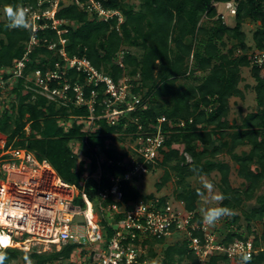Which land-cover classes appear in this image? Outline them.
Wrapping results in <instances>:
<instances>
[{
  "label": "trees",
  "instance_id": "16d2710c",
  "mask_svg": "<svg viewBox=\"0 0 264 264\" xmlns=\"http://www.w3.org/2000/svg\"><path fill=\"white\" fill-rule=\"evenodd\" d=\"M96 1L102 2L105 9L122 12L123 22L120 23L117 17L109 22L99 21L77 5L62 7L56 18L68 23L60 27L67 32L60 36L57 31L48 29L36 34L39 44L29 55L25 76L36 71L45 76L48 71L55 70L56 63L63 64L59 51L64 49L70 58L87 59L117 84L124 78H132V93L142 96V103L150 102L151 106L129 113L113 126L107 120L96 119L94 128L83 132L84 125L78 123V118L90 115L87 105L59 106L27 90L25 80L21 79L11 91L16 102L10 104L9 110L0 101V133L7 136V147L26 148L39 161H47L64 184L84 191L96 207L100 202V192L109 190L112 178L119 177L122 178L120 191L124 203L139 199L147 201L154 196L142 194L135 185L137 178L132 183L123 179L126 168L118 166V162L124 155L108 147L107 143L113 145L123 139V136H116L133 134L139 126L147 129L159 118H166L172 124L184 120L187 122L184 129L172 128L168 122L164 124L167 132L165 148L161 151L162 160L157 168H165V176L157 185V190L161 191L174 173L179 178L180 187L176 199L188 212H194L198 210L204 190L191 188L188 178L218 172L223 197L218 207L229 209L227 215L230 216L225 227L224 243L228 246L254 236L256 247L264 245V229L261 237L253 229L256 223H263L264 228V195L257 196L264 185V73L251 66L247 56L250 47L243 31L246 20L260 23L253 42L259 50L264 49V0H234L238 3L234 27L223 24L220 19L215 20L218 12L214 6L215 3L233 0H138V8L127 0ZM27 4L35 5L36 1L0 0L3 18L0 21L1 68H11L17 60L24 58L26 46L33 35L25 27H8L9 21L3 9L6 5L24 8ZM203 19L211 22L212 26L203 23ZM62 39L66 40L65 45L61 44ZM227 39L235 45L228 46ZM51 43L57 44L55 51L49 49ZM133 49L141 53L137 55L131 51ZM237 51H242L243 55H236ZM122 53V61L119 62ZM243 68H251L256 81L258 110L243 118L240 126H230L227 119L230 100L244 98L243 91L239 89ZM137 77L139 80L134 81ZM86 80V74L72 70L61 85L67 81L72 86H81L86 100L96 90L95 116L98 118L102 115L99 104L103 101L106 87L104 84L99 88L87 86ZM182 80L187 83L181 84ZM50 86L58 87V81L52 80ZM145 91L148 97L144 96ZM74 95L72 91L71 96ZM161 100L165 104L160 105L158 101ZM190 120L192 123H189ZM61 122L71 123L68 131L61 126ZM28 125L31 129L29 136L25 131ZM229 129H233L232 133H227ZM72 143L79 144L83 157L88 161H79ZM175 145L180 146L182 151L174 149ZM240 147H250V151L238 155L236 150ZM97 148L114 164L105 162L98 165ZM224 153L238 166V177L244 181L240 190L231 186V165L217 160ZM185 155L191 158L190 164ZM254 166L256 169H253ZM98 174L101 176L99 179L96 177ZM253 200L257 205L244 211L243 206ZM74 202L85 207L81 195ZM112 202L109 198L103 205L108 206ZM159 202L164 204L167 200ZM234 210L242 212L246 232L240 225L241 217ZM103 226L106 227V222ZM157 244H164V240H158ZM76 248V245H68L60 252L43 254L23 253L16 249L3 252L8 255L5 264L18 261L22 254L31 264H55L70 259ZM150 254L153 259L161 256L157 264H199L187 243L177 242L160 255L151 249ZM209 264H231V261L227 256L213 255ZM247 264H264V251Z\"/></svg>",
  "mask_w": 264,
  "mask_h": 264
},
{
  "label": "built area",
  "instance_id": "2783aa9c",
  "mask_svg": "<svg viewBox=\"0 0 264 264\" xmlns=\"http://www.w3.org/2000/svg\"><path fill=\"white\" fill-rule=\"evenodd\" d=\"M35 1V5L27 4L23 8L28 23L25 29L31 30L33 34L26 46L24 58L17 60L11 68L0 67L1 94H4L5 90H12L18 81L23 79L27 90L59 106L87 105L90 115L87 118H78V123L84 125L83 132L92 130L96 119L107 120L113 126L129 113L139 108L145 110L142 97L132 93V80L124 78L125 83L121 82L122 79L117 84L112 78L99 72L87 59L70 58L64 49L59 51L63 64L56 63L55 70L48 71L45 76L41 71L25 76L29 55L39 44L36 34L48 29L57 31L60 36L67 32L60 27L68 23L56 18L62 7L77 5L90 16H96L99 21L109 22L116 17L120 23L124 20L122 12L105 9L102 2L96 0ZM214 6L218 12L217 20L220 19L225 25L238 13V3L234 0L215 3ZM61 44L65 45L66 40L62 39ZM248 46L250 50L247 56L251 66L264 73V49L259 50L255 44ZM56 48V43L49 46L51 51ZM238 52L243 55L242 51ZM72 70L87 75V86L99 88L102 84L105 85L104 98L99 104L102 107V115L98 118L95 116L98 98L96 90L92 91L91 98L86 100L81 86H72L67 81L61 85ZM52 80H57L59 86L51 88ZM72 91L75 97L71 96ZM167 122L169 123L166 118H159L147 129L139 126L138 131L132 134L134 144L130 150L121 154L124 157L118 162V166L126 168L123 178L125 181L132 183L135 178L141 179L157 169L162 160L161 151L165 148L167 132L164 130V124ZM189 123H192V120ZM63 124L64 122L61 126ZM65 124L71 125L70 122ZM186 125L184 120L176 124L169 123L170 127L178 129H184ZM86 126L88 129H85ZM25 131L27 136L31 134L29 127ZM78 145L71 144L74 153ZM79 148L80 146L78 150ZM96 154L98 165L105 162L114 164L113 160L105 157L100 148L96 149ZM0 175L5 177L0 180V215L10 212L6 222L0 223V238L9 239V245L0 244V252L24 249L28 253L43 254L60 252L65 246L76 245L77 248L70 259L60 260L55 264H156V260L151 257V249L156 250L158 240L166 242L173 239L179 243H187L189 251L195 255L199 264H209L213 255H224L231 263L242 264L243 255L252 259L264 251V245L256 247L251 238L238 240L227 246L221 236V229L228 224V215L220 217L213 224H207L203 222L202 213L198 210L188 212L184 205L179 203L160 204L159 201L144 199L124 203L123 193L120 191V177L112 178V187L100 192L97 207L84 191H79V195L85 207L77 205L74 202L76 197L68 192L72 187H76L66 185L60 179L56 180L49 163L39 161L35 154L26 148L1 144ZM96 177L99 179L101 176L98 174ZM109 198L112 199V204L104 206L103 203ZM78 218H82L83 222H76ZM103 222H106V227Z\"/></svg>",
  "mask_w": 264,
  "mask_h": 264
},
{
  "label": "rangeland",
  "instance_id": "374dc122",
  "mask_svg": "<svg viewBox=\"0 0 264 264\" xmlns=\"http://www.w3.org/2000/svg\"><path fill=\"white\" fill-rule=\"evenodd\" d=\"M129 3L135 5L137 8L139 7V1L138 0H127ZM2 11L0 10V21L3 19L1 17ZM217 20V18L215 19ZM233 20V23H232ZM205 24H208L209 26H212L211 22H208L207 19H203L202 21ZM236 25V20L234 18H231V20L228 21V26L230 27H234ZM259 27V23L253 22L251 20H246L244 25H243V31L247 36V44L254 46V42H253V35L255 33V31L257 30V28ZM228 42V46L231 45H235V42L227 39ZM227 51V49H225ZM133 53L139 55L141 53L140 50H131ZM236 55H242L240 54L238 51L236 53ZM122 57H123V53L119 56L118 61L121 62L122 61ZM192 64V63H191ZM201 75V74H199ZM241 77L242 80L239 84V89H241L243 91L244 94V98L240 99V98H232L230 100V111H229V115H228V122L230 124V126H240L242 123L243 118H245L247 115L251 114V113H255L258 110L257 107V95L255 92V86H256V81L252 76V71L251 68H243L241 70ZM128 80H132V78L127 77ZM139 80V77L134 78V81ZM122 83H125L126 80H122ZM133 83V81H132ZM187 83L186 80H182L181 84H185ZM188 83H193V81H188ZM195 84V83H194ZM15 88V87H14ZM13 88V89H14ZM12 89V90H13ZM12 90H5L4 94L0 95V101L2 102V104L5 103V107L6 109L9 110L10 108V104L13 102H16V98L14 97V95L11 93ZM144 96H147V91L144 92ZM142 97V96H141ZM148 97V96H147ZM147 102H148V98H146ZM157 103V102H156ZM158 103L160 105L165 104V102L163 100L158 101ZM147 109L151 106V103L148 102L145 103L144 105ZM9 107V108H7ZM62 123V122H61ZM87 124V122H85ZM62 126H64L65 129L70 128L69 124H63ZM30 128V126L28 125L27 128ZM88 129V127L86 126L85 129ZM211 129V128H210ZM233 129H229L227 133H232ZM123 136V139H119L116 142L113 143V145H111V143H107L108 147H111L115 150H117L120 154H123V152H127V150H130V147L133 146V135L131 134H119L116 137ZM1 136L0 135V147H1ZM4 139H6V136L3 137ZM78 146H76L75 154H78L79 156V161H83L84 157L81 158V154H83V150H78ZM174 149L177 150H181V147L178 145L174 146ZM201 149V147H200ZM182 151V150H181ZM250 151V147H240L239 149L236 150V153L238 155H240L243 152H249ZM185 157L187 158V162L190 164L192 162L191 158L188 155H185ZM218 161H223L225 163H229L231 165V175H230V183L232 188L234 189H242L243 188V183L244 181L242 179H240L238 177L237 174V168L238 166L231 160V157L229 155H227V153H224L222 155H220L217 159ZM253 169H256V167L254 166ZM165 176V168H157L154 169L153 171H151L150 174L142 177L141 179H138L137 182H135V185H137L140 189V191L142 192L143 195L145 196H154V198H152L151 200L153 201H160L161 199H166L168 203L174 204V203H180L177 199V191L180 189V187L178 186V182H179V178L173 173V175L171 176V180L170 182H168L161 191H158L157 189V185L161 183L163 177ZM5 177L4 175H0V180H3ZM188 184H190L191 188H202L204 190V194L202 195V198L200 199L199 203H198V211L200 213H202V209H207V208H212V207H218L220 205V203L223 200L222 197V191L220 188V176L218 174V172H213L210 176H194L191 178H188ZM208 185H211V188L207 187ZM260 195H264V185L263 187L258 191L257 196ZM217 197H220V199H217ZM256 200L251 201L250 203H247L243 206V210L244 211H248L250 210L252 207L256 206ZM183 206V204H182ZM234 212L239 215L241 217V221H240V225L243 226V231L246 232V222L244 221V218L242 217V212L240 210H234ZM83 222L82 218H78L76 220V222ZM226 226H223L221 231L225 232V228ZM253 229H255L256 234L261 237L262 233H263V223H256L253 224ZM254 240V236H250L249 239ZM175 243H177L176 240L170 239L166 242H164V244L160 245V246H156V250H154V252H157L158 255L163 254V251H165L168 247L175 245ZM19 251H22L23 253H28L27 251H24V249H16ZM51 253V252H49ZM32 254V253H29ZM26 257L25 254H22L19 258V260L17 261V264H23V259ZM161 256L158 257L157 259H155L156 264L158 262H160ZM184 264V263H183ZM187 264V263H186ZM191 264V263H190ZM231 264H239V262H233Z\"/></svg>",
  "mask_w": 264,
  "mask_h": 264
},
{
  "label": "clouds",
  "instance_id": "9594fccd",
  "mask_svg": "<svg viewBox=\"0 0 264 264\" xmlns=\"http://www.w3.org/2000/svg\"><path fill=\"white\" fill-rule=\"evenodd\" d=\"M4 14L8 18V27L17 28V27H28V23L26 21V12L22 7L13 8L12 6L6 5L3 9ZM207 187L211 188V185ZM220 199V197H217ZM229 214V209L224 207H212L207 209H202V218L203 222L207 224H213L220 217ZM25 264H31V261L27 259V257L22 258ZM8 260L7 253L0 252V264H5ZM243 264H247L250 260V256L243 255L241 257ZM11 264H17L16 260L11 261Z\"/></svg>",
  "mask_w": 264,
  "mask_h": 264
},
{
  "label": "crops",
  "instance_id": "0c3cea01",
  "mask_svg": "<svg viewBox=\"0 0 264 264\" xmlns=\"http://www.w3.org/2000/svg\"><path fill=\"white\" fill-rule=\"evenodd\" d=\"M229 20H231V19H229ZM232 23H233V20H232ZM0 135L3 136V137H5V135L2 134V133H0ZM3 137H1V143H2V144H3V143H7V136H6V139H4ZM49 165H50V164H49ZM50 168H51L52 172L54 173V175H55V177H56V180L59 179V177L57 176L56 172L52 169L51 166H50ZM52 179H53V177H52ZM54 179H55V178H54ZM68 192H69L73 197H77V196L79 195V190H78L77 188H73V187H72V190H69ZM224 229H225V228H224ZM224 233H225V232H222V231H221V236H222V238L225 236ZM27 237H29V236H27Z\"/></svg>",
  "mask_w": 264,
  "mask_h": 264
},
{
  "label": "bare ground",
  "instance_id": "6f19581e",
  "mask_svg": "<svg viewBox=\"0 0 264 264\" xmlns=\"http://www.w3.org/2000/svg\"><path fill=\"white\" fill-rule=\"evenodd\" d=\"M91 211H92V210H91ZM91 211H90V215H91ZM9 214H10V212L6 213L5 215H3V214L1 213V215H0V223H1V221L6 222L7 217L9 216ZM2 238H6V237H2ZM6 239H7V238H6ZM7 240H8V243H7L6 245H4V246L9 245V239H7Z\"/></svg>",
  "mask_w": 264,
  "mask_h": 264
},
{
  "label": "snow or ice",
  "instance_id": "6c2138e0",
  "mask_svg": "<svg viewBox=\"0 0 264 264\" xmlns=\"http://www.w3.org/2000/svg\"><path fill=\"white\" fill-rule=\"evenodd\" d=\"M8 240L6 238H0V244L6 245Z\"/></svg>",
  "mask_w": 264,
  "mask_h": 264
}]
</instances>
